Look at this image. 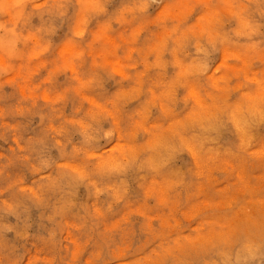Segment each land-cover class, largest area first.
<instances>
[{
	"label": "rangeland",
	"instance_id": "obj_1",
	"mask_svg": "<svg viewBox=\"0 0 264 264\" xmlns=\"http://www.w3.org/2000/svg\"><path fill=\"white\" fill-rule=\"evenodd\" d=\"M261 85L264 0H0V264H264Z\"/></svg>",
	"mask_w": 264,
	"mask_h": 264
},
{
	"label": "bare ground",
	"instance_id": "obj_2",
	"mask_svg": "<svg viewBox=\"0 0 264 264\" xmlns=\"http://www.w3.org/2000/svg\"><path fill=\"white\" fill-rule=\"evenodd\" d=\"M201 53H202V51H201ZM182 68H183V67H182ZM198 69H199V68H198ZM184 74H185V73H184ZM253 77H255V76H253ZM255 78H257V77H255ZM255 81H256V80H255ZM261 86H262V85H261ZM262 87H264V86H262ZM195 99H196V98H195ZM257 113H259V111H258ZM238 119H239V118H238ZM254 119H255V118H254ZM236 122H237V121H236ZM236 122H235V123H236ZM245 122H246V121H245ZM235 123H234V124H235ZM247 125H249V124L247 123ZM242 133L244 134V131H242Z\"/></svg>",
	"mask_w": 264,
	"mask_h": 264
}]
</instances>
